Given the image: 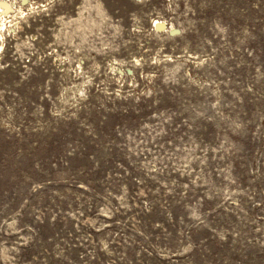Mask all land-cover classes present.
Here are the masks:
<instances>
[{
	"label": "rangeland",
	"instance_id": "1",
	"mask_svg": "<svg viewBox=\"0 0 264 264\" xmlns=\"http://www.w3.org/2000/svg\"><path fill=\"white\" fill-rule=\"evenodd\" d=\"M5 2L0 264H264V0Z\"/></svg>",
	"mask_w": 264,
	"mask_h": 264
},
{
	"label": "bare ground",
	"instance_id": "2",
	"mask_svg": "<svg viewBox=\"0 0 264 264\" xmlns=\"http://www.w3.org/2000/svg\"><path fill=\"white\" fill-rule=\"evenodd\" d=\"M9 6H10V5H9L7 2H5V0H4V1H3V0H0V7H1L2 11H4V13L10 10V9H9ZM156 23H157L158 25L162 24V23L159 22V21H156Z\"/></svg>",
	"mask_w": 264,
	"mask_h": 264
}]
</instances>
